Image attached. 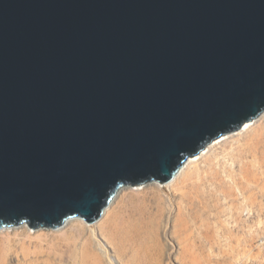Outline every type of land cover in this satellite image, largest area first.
I'll return each mask as SVG.
<instances>
[{
  "label": "water",
  "instance_id": "1",
  "mask_svg": "<svg viewBox=\"0 0 264 264\" xmlns=\"http://www.w3.org/2000/svg\"><path fill=\"white\" fill-rule=\"evenodd\" d=\"M264 112V0H0V227L96 221Z\"/></svg>",
  "mask_w": 264,
  "mask_h": 264
},
{
  "label": "rangeland",
  "instance_id": "2",
  "mask_svg": "<svg viewBox=\"0 0 264 264\" xmlns=\"http://www.w3.org/2000/svg\"><path fill=\"white\" fill-rule=\"evenodd\" d=\"M235 132L174 187L121 188L104 233L0 229V264H264V117Z\"/></svg>",
  "mask_w": 264,
  "mask_h": 264
},
{
  "label": "bare ground",
  "instance_id": "3",
  "mask_svg": "<svg viewBox=\"0 0 264 264\" xmlns=\"http://www.w3.org/2000/svg\"><path fill=\"white\" fill-rule=\"evenodd\" d=\"M262 117H264V112H262L257 118H255L253 120H250V121H246L240 129H238V130H236V132L235 131L234 132L235 133H240V132H243V131H248L251 128V126L259 118H262ZM232 134H234V133H232ZM228 136L229 135L224 134V135L220 136L219 138L214 139L212 142H210L208 145H206V147L203 150H201L200 152H198L195 155L189 156L185 160L183 166L174 175V177L171 180H169L168 182H164L163 185H165V186H167L169 188L170 187H174L175 185H177L178 182L181 181L182 177L186 174L187 170L191 166H193L194 164H196V162L200 158H202L205 154H207V152L209 151V149H210L211 146H214V144H217V143L221 142L222 140L226 139ZM149 184H158V185H160L159 182L153 181V182L144 183V185H142V186H141V184H138V185H136V188L137 189L138 188H142V187H145V186H147ZM127 186H129V185H127ZM124 187H126V186H124ZM131 187H133V185H131ZM122 189H123V187H122ZM120 191H121V188L117 191V193L115 194V196L113 197V199L111 200V202L105 207V209L103 210L101 216L96 221L92 222L93 225L94 224H98L97 225V230L98 231L104 233V231L102 229L104 227H107L108 226V223L110 221V216H111L112 205H113L114 201L116 200V197L118 196V192H120ZM79 218L80 217H70L67 220H65L64 223L62 225H60L59 227H57V228H51V229L61 230V228L65 227V226H68V225H70V226L76 225L78 223V221H76V220H78ZM14 226L15 227H25L26 228L28 225H27V223L24 222V223L19 224L18 226L17 225H14ZM14 226H12V227H14ZM6 228H9V227H7V226L0 227V229H6ZM40 228H42V227H40ZM97 230L96 231L95 230L92 231L93 236H95V237L97 235Z\"/></svg>",
  "mask_w": 264,
  "mask_h": 264
}]
</instances>
